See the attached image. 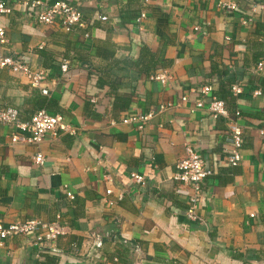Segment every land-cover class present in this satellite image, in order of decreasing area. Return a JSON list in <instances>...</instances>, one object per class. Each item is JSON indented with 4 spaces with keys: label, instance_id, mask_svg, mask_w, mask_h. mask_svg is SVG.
Here are the masks:
<instances>
[{
    "label": "crops",
    "instance_id": "0c3cea01",
    "mask_svg": "<svg viewBox=\"0 0 264 264\" xmlns=\"http://www.w3.org/2000/svg\"><path fill=\"white\" fill-rule=\"evenodd\" d=\"M3 1L11 12L1 19L8 42L0 54L47 70L48 94L2 69L0 107L18 109L22 122L41 109L61 114L75 134L13 144L11 133H29L0 125V223L59 218L65 227L42 246L7 238L0 264H264V70L253 71L264 13L252 11L264 0H66L85 22L72 32L39 24L24 4L32 0ZM160 70L172 84L151 79ZM205 84L227 117L195 107ZM182 96L188 101L141 129L122 122ZM230 118L243 131L235 167L226 163ZM186 144L213 172L195 220L187 189L172 179Z\"/></svg>",
    "mask_w": 264,
    "mask_h": 264
},
{
    "label": "built area",
    "instance_id": "2783aa9c",
    "mask_svg": "<svg viewBox=\"0 0 264 264\" xmlns=\"http://www.w3.org/2000/svg\"><path fill=\"white\" fill-rule=\"evenodd\" d=\"M25 6L30 10V13L39 24L42 25H54L57 24L61 29L66 32H72L76 27H83L85 25L83 19V13L72 3L66 0H58L53 4L44 2L42 0L25 1ZM222 7L234 9L235 3L222 4ZM257 8H260L264 13V5H254L252 11L256 12ZM11 8L5 5L3 0H0V48H2L7 42V30L1 19L7 14H10ZM146 17V14L142 12L139 17L136 18V22L140 24ZM106 16H101L100 20L106 21ZM195 30L199 31L200 27H196ZM6 69L12 74L24 77L28 84L33 88H40L42 93L47 95L48 89L44 87V83L48 80V72L44 68L34 67L29 62L22 59H15L7 55L0 54V70ZM264 70V49L261 60L257 63L254 72L257 74L262 73ZM61 71L63 74L68 73L69 63L64 61L61 65ZM152 80L157 81L163 85L172 84L174 81L173 75L167 71H158L150 76ZM212 86L205 84L200 88L199 96L195 101L196 108H207L210 114L214 117L228 116V110L225 102L221 99L213 97ZM232 91L235 95L242 92L240 84L235 83L232 86ZM261 94L260 91L255 92V95ZM92 100H94L92 98ZM188 101L187 96H182L178 103L167 102L161 104L159 112H149L146 114H131L127 115L123 119L124 124H137L141 129L143 126L151 121L157 113H162L166 110L179 107L181 103ZM239 112H236V116ZM0 125L10 126L14 129H21L29 133V135H23L18 133H11L10 139L13 144H28V143H40L48 136L55 137L59 132H67L75 134L74 128L70 126L65 117L61 114H51L48 111L41 109L35 112L29 122H22L20 120V112L13 107L3 106L0 107ZM229 141L232 143V147L228 156L226 157V163L229 166H237L241 159V147H242V127L239 125L236 119H229ZM2 132L0 131V140ZM34 161L38 165H43L45 158L41 153H38L34 157ZM177 171L172 179L183 186L188 191V208L186 215L188 218L195 220L197 218L198 205L202 200L203 195V183L204 180L213 174L211 169L206 167L204 159L196 152L190 144L185 145L184 155L179 159L176 165ZM132 179L135 183H144V177L138 173H133ZM108 194L111 191L107 192ZM69 197H73L72 193H67ZM112 204V203H111ZM254 216V215H252ZM65 234V227L60 223L59 218L53 221H41L38 219H30L20 221L17 223L9 224L5 226L0 223V247L4 245L7 238L11 236H25L34 246H42L45 242L54 241L58 237Z\"/></svg>",
    "mask_w": 264,
    "mask_h": 264
}]
</instances>
